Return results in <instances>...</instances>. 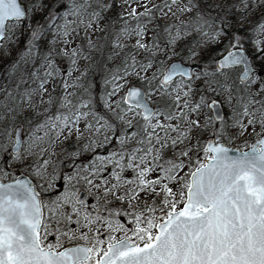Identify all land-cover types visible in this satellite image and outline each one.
Instances as JSON below:
<instances>
[{
    "label": "snow or ice",
    "instance_id": "obj_1",
    "mask_svg": "<svg viewBox=\"0 0 264 264\" xmlns=\"http://www.w3.org/2000/svg\"><path fill=\"white\" fill-rule=\"evenodd\" d=\"M129 2L121 0L116 19L123 22L121 35L137 37L131 45L134 51L124 56L105 81L112 86L106 95L119 94L112 101L116 105L112 116L119 124L92 109L90 94L80 96L78 102L67 91L58 98L45 97L47 85L60 71L55 56H68L70 74L76 61L90 54L80 45L65 52L54 48L44 71L35 68L32 72L31 83L36 87H26L20 94L21 101H31L39 91L40 103L51 106L58 99L59 108L36 127L29 123L25 129L17 123L6 129L12 142L7 143L6 135L0 152L10 147L13 160H23L24 145L34 142L38 129H47L45 137L65 128H76L79 134L80 120L90 115L93 119L85 127H94L97 135L110 132L104 139H115L117 148L63 174L62 190L49 199L42 197L29 176L5 179L7 171L0 169V264H264V64L257 65L254 59H264V35L252 41L256 47L250 53L245 36L238 28L233 31L234 21L228 19L232 8L239 7L243 17L258 5L245 2L225 7L217 0L182 3L177 11L189 13V18L175 26V35L173 25H167L169 42L181 35V25L185 33L195 26L208 40L222 42L218 54L193 68L179 60L166 62L163 56L168 53L159 48L161 58L150 54L158 37L153 36L151 42L140 38L147 32L145 17L151 18L160 6L145 0L142 11L131 6L124 12ZM171 3L175 5L176 0ZM88 7L72 0L61 13L46 0L27 6L21 0H0V38L11 35L9 21L14 31L37 8L46 11L32 24L29 52L57 21L62 22L52 29L53 41L56 34L68 37L74 23L95 31L94 22H112L105 13L116 7L115 0L98 2L84 19ZM69 15L77 19L68 20ZM125 17H131L134 24H128ZM252 31L264 32V21ZM105 37L110 38V33L105 32ZM68 43L65 39L64 44ZM111 43L109 60L119 54L116 49L125 47L118 39ZM88 47L96 49L97 44L89 39ZM137 49L146 50V56L138 60ZM199 54L188 49L191 57ZM133 74L137 82L129 83L125 78ZM80 81L76 77L69 84L64 79L63 88ZM16 87L19 90V84ZM105 165L112 166L111 179L101 175ZM82 168L86 174H81ZM125 169L133 175H124ZM35 171L43 183L41 169ZM44 175L49 188L60 178L55 170ZM50 233L54 241L48 239Z\"/></svg>",
    "mask_w": 264,
    "mask_h": 264
},
{
    "label": "rangeland",
    "instance_id": "obj_2",
    "mask_svg": "<svg viewBox=\"0 0 264 264\" xmlns=\"http://www.w3.org/2000/svg\"><path fill=\"white\" fill-rule=\"evenodd\" d=\"M56 0H46L48 6L50 7L53 2ZM232 4L230 0H217L220 4ZM21 2L27 6L30 2L34 0H21ZM62 4L61 13L69 8L71 0H59ZM58 2V4H59ZM77 3H87L88 8L84 12V19H87L88 11H91L92 8L99 3H109L110 0H76ZM236 4L243 5L245 2H250L254 5H258L250 9L246 14L241 17V11L239 7L232 8V14H229L228 19L233 20L235 28L249 27L253 22H257V27L260 25L261 21H264V4L260 3V0H234ZM117 14L121 11L119 5L121 0H115ZM148 5L157 4L160 7H157L152 12L151 18L145 17L148 20V23L145 24L147 29L146 35L140 39L143 41H152L153 36L158 37V42L153 44L151 48V55L154 58H161L162 52H157V48L167 51L168 55L163 56L166 62L172 60H181L185 63H191L195 68L202 66L209 57L218 54L222 46L221 41H211L208 40L206 36L200 34V30L193 26L190 31L186 33L183 31V25H181V35L176 39L174 43L169 42L168 33L166 31L167 25H173L171 31L175 35L177 24H180L181 21H185L189 18V13L179 12L177 9L181 6L182 3H187V0H176V4L173 5L171 0H147ZM167 4L171 7H164ZM131 6H136L138 10H143L145 6V0H130L129 3L125 4L123 11L127 12ZM65 7V8H64ZM46 9L37 8L30 13V19H25L22 25H17L13 31V24L11 21L8 22V29L11 35H6L0 40V76L3 72L7 74L0 80V146L5 143V136L7 135V143L10 145L12 142V136L8 135L6 129L11 125L17 123H23L25 129L28 128L29 123L33 127L39 125L42 121L46 119V115L54 116L57 109L59 108V101L57 99L56 104L50 106L48 103H40L41 97L39 91L33 93V99L28 101L27 99L21 101L20 94L23 92V89L26 87L35 88L36 85L31 83L32 72L35 68H39L42 73L47 67V60L52 59V50L55 48L57 52H65L70 50L73 47L78 45L82 46L85 51H88V40L91 39L96 41L97 34L101 33V30L107 25L106 19H101L99 23L94 22L95 31L93 28L87 27L84 24L77 25L74 23L72 28L73 32L70 33L68 37H61L56 34V39L53 41V31L56 27V24L62 22L57 21L53 23L52 29L46 31L42 36L39 37L37 41L40 42V49L36 50L34 54H30L26 49H21L23 42L21 39H25L27 35L30 34L32 24L40 18ZM106 17H111V11L105 13ZM68 20L75 21L77 18L75 16L69 15ZM124 20L128 24H134V20L131 17H125ZM44 20H41V23H44ZM120 25L123 27V22L120 20ZM256 27V28H257ZM233 29V31H234ZM251 41L248 43L249 52L255 51V45L252 43L257 37L264 35V32H254ZM67 39L70 41L68 44H64V40ZM114 39H118L120 43L124 44L125 47L122 49H116L119 53L114 59V62L120 59H124V56L130 52H133L131 45L135 43L137 39L136 36L125 37L117 32ZM199 51L197 57H191L188 55V49ZM134 54L137 59H141L146 56V50L137 49ZM93 56H88L87 59L81 57L76 61V64L73 67V71L68 73L69 58L66 54L56 55L55 63L59 68V72L55 77L51 79L47 85L48 91L45 93L47 95H54L55 90L58 88L61 90L59 97L63 96L65 92H70L74 94L84 87L83 83H78L74 87H69L67 90L63 88L64 79H67L69 84L76 77H83L85 74V69L90 64ZM258 65L264 64V59L260 56L254 57ZM18 71L17 79L12 82L10 81L9 74L11 72ZM136 71H140L137 69ZM63 74L64 79L61 78ZM146 73L140 72V75H145ZM147 74H151V69L148 70ZM129 83H136L137 79L135 75H130L125 78ZM17 84H19V90L17 89ZM111 84H108L107 92L111 91ZM11 89V91H7ZM18 90V95L15 92ZM126 91V87L121 89L122 94ZM16 95H15V94ZM117 95L113 94L111 96L105 95L102 103V109L106 114L111 115V119L119 124V121H115L112 116V109L116 107L112 101L117 99ZM14 97V99H13ZM71 98V97H70ZM223 99V97H220ZM32 106H29V105ZM227 105H225V110H227ZM45 109L48 110L45 114ZM87 110V109H86ZM93 117L90 115L87 120L81 119L79 122V134H77V129L72 128L71 131H68L66 128L61 129L60 133L51 132L49 137H45L43 133L47 129H38L37 135L34 138V142L31 145H24V151L22 152L23 160H13L11 148L7 152H0V169H5L7 171V176L5 179H11L13 175H18L20 173L27 174L33 182L36 184L37 189L41 192V195L45 199L54 197L58 191L62 190L64 180L63 174H71L76 165H85L92 163L96 156L107 155L109 151H114L117 148V141L115 139H110L105 141L104 136H111L110 132L96 134V129L93 127L91 129L85 127L88 120H92ZM102 123V121H101ZM70 127V126H69ZM251 131V128L249 129ZM256 131L259 132V126L256 127ZM119 135V131H117ZM94 138L93 142L89 144V140ZM49 139L51 142L49 143ZM38 141V142H37ZM238 142V141H237ZM73 144V146H71ZM88 147H85V145ZM71 146V148H70ZM96 149V151H95ZM95 151V152H94ZM44 160H48V164L45 166L43 164ZM98 163V161H97ZM39 167L41 169V175L43 177V183L41 177H38L35 171V168ZM10 170V171H8ZM57 171L60 174V178L54 181V187L49 188L47 176L44 175L45 172L51 173ZM111 165H105V170L101 173L105 178L111 179ZM87 169H81V174H86ZM124 175L132 176L131 169H125ZM95 183V181H94ZM79 186V185H78ZM94 190V189H93ZM91 202V200H90ZM121 219L127 224L128 227H132L130 221L126 217L121 216ZM95 231V229H94ZM104 230H101L103 234ZM48 239L50 241L55 240L54 234L49 235Z\"/></svg>",
    "mask_w": 264,
    "mask_h": 264
},
{
    "label": "trees",
    "instance_id": "obj_3",
    "mask_svg": "<svg viewBox=\"0 0 264 264\" xmlns=\"http://www.w3.org/2000/svg\"><path fill=\"white\" fill-rule=\"evenodd\" d=\"M230 1L232 4H236L234 2V0H230ZM58 2H59V0L54 1L50 7H53L54 11L60 12V11H62V7H61L62 4L60 2L58 4ZM224 5H225V7H227L230 4H228V1H227L226 4H224ZM111 13H112V16H111L112 22L109 23L106 20L107 25L101 30V33L97 34L96 41H94L97 44V48L92 49V50L88 49V52H90L89 55L93 56V58L90 61V64L87 66V68H86L87 71L83 75V77L81 78V81H80V84L83 83L84 87L82 89L78 90L74 94V96L71 97V99H73L74 102H78V99L80 96L84 95L85 98H87V96L90 94L92 109L102 116H107L109 119H111V115L106 114V112L102 109V103H103L104 97L106 95V92L108 89V84H109V83H105V81L107 80L108 76L111 74V70L113 68H115L118 64H120V62L122 61V59H120V60H117L116 62H114L115 57L111 60L108 59V51L110 48H112L111 40L114 39L115 35L117 34L119 29L121 28L120 20L116 19L117 8L115 7L114 9H112ZM232 13H233L232 9H230L229 14H232ZM256 27H257V22H253L247 28H245V27L238 28L240 33L245 36V42H246L247 47L249 46L248 43L251 41V39L254 35L253 34L254 32L252 30L255 29ZM236 29H234V31ZM105 32L110 33V38L105 37ZM29 40H30V34L27 35L25 39H21V41L23 42L21 49H26L27 52H29L28 51V41ZM101 46H102V50H100ZM38 49H40V42L36 41L33 51L29 52V53L34 54L35 51ZM6 74H7V72H3L0 76V80ZM17 75H19L18 71L11 72L9 74L10 81L13 82L15 80V77L17 79ZM85 89H88V93H85ZM15 92L18 95V90H15ZM60 93H61V90H59L57 88L55 90L53 96L58 98ZM102 98H103V100H101ZM54 104H56V102ZM52 107H54V106L52 105ZM198 155L202 156V154H198ZM8 171H10V170H8Z\"/></svg>",
    "mask_w": 264,
    "mask_h": 264
},
{
    "label": "water",
    "instance_id": "obj_4",
    "mask_svg": "<svg viewBox=\"0 0 264 264\" xmlns=\"http://www.w3.org/2000/svg\"><path fill=\"white\" fill-rule=\"evenodd\" d=\"M2 38H0V40H1ZM180 61V60H179ZM187 64V63H186ZM189 66H191V67H193L191 64H188ZM20 175H27V174H24V173H20L19 175H17V176H20ZM28 176V175H27Z\"/></svg>",
    "mask_w": 264,
    "mask_h": 264
},
{
    "label": "flooded vegetation",
    "instance_id": "obj_5",
    "mask_svg": "<svg viewBox=\"0 0 264 264\" xmlns=\"http://www.w3.org/2000/svg\"><path fill=\"white\" fill-rule=\"evenodd\" d=\"M254 59H255V58H254ZM257 65H258V64H257ZM71 146H73V144H71ZM71 146H70V148H71ZM95 151H96V149H95ZM95 151H94V152H95Z\"/></svg>",
    "mask_w": 264,
    "mask_h": 264
}]
</instances>
